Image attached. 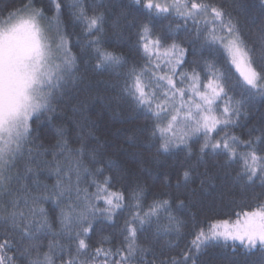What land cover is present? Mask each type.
<instances>
[{"label":"snow or ice","instance_id":"snow-or-ice-1","mask_svg":"<svg viewBox=\"0 0 264 264\" xmlns=\"http://www.w3.org/2000/svg\"><path fill=\"white\" fill-rule=\"evenodd\" d=\"M37 3L0 0V264H207V249L230 241L226 264H264V118L247 138L228 131L264 103V0L258 16L243 0H134L142 6L134 10L123 0H49L47 10ZM65 15L81 25L76 43L93 70L115 77L108 101L130 103L150 121L138 131L156 142L157 156L186 150L195 158L182 165L177 188L209 156L223 158L213 159L218 167L240 164L233 183L241 199L230 201L226 218L198 222L192 213L189 225L173 211L171 193L145 205L149 193L138 181L127 195L114 191L123 170L100 145L90 146L96 137L87 117L71 130L57 127L51 143L40 141L34 121L45 113L55 119L56 106L75 98L85 80ZM124 28L135 29L133 58L118 50L127 43ZM217 53L239 77L217 66ZM257 181L261 191L250 192ZM187 206L176 198L178 210ZM238 247L259 256L238 261Z\"/></svg>","mask_w":264,"mask_h":264},{"label":"trees","instance_id":"trees-1","mask_svg":"<svg viewBox=\"0 0 264 264\" xmlns=\"http://www.w3.org/2000/svg\"><path fill=\"white\" fill-rule=\"evenodd\" d=\"M16 2L18 3L19 0H16ZM123 2L131 5L133 10L137 7H142L135 5L134 0H123ZM243 2H250L253 5L252 14L255 16L259 15L260 0H243ZM14 6V4H9V7ZM37 6H43L47 10L50 8L49 0H38ZM0 7H3V5H0ZM113 11H119V9L116 8ZM47 14L49 16L52 15L50 11ZM239 18L242 26L247 28L245 18L243 16ZM63 19L67 25V31L72 43L71 50L78 57L79 71L85 76V80L78 85L79 94L75 98L65 96L64 100L56 106L55 119L49 121L47 117L52 114L45 113L38 120L34 121L33 127L37 129L36 134L39 135L40 141H43L45 144L51 143L57 127L64 126L71 130L74 128L72 121H80L83 117H87L88 122H90L89 128L94 132L96 137V139L89 140L90 146L95 147L100 145L103 151L115 159L123 170L125 180L123 182H114V191L125 190V194L127 195V190H130L138 181L147 188L149 193L144 201L145 205L154 198V194L156 193H171L173 197V211L176 215L188 221L189 225L191 224L192 213L196 214L198 222L205 219L216 220L226 218L224 214L231 209L230 201L232 199H241L240 189L233 183V178L236 172L239 171L240 164L237 162L229 166L218 167L213 164V159L222 161L223 158L209 156L206 158L207 164H200L197 167L196 172H194L187 185L185 186L182 182L181 187L177 188L176 182L180 179L179 173L183 171L182 165L191 163L195 158L193 157L192 160L187 159L186 150H173L172 152L157 156L156 142L151 141L146 133L138 131V129L150 121L130 103L121 102L117 105L114 101H108V97L116 95L112 90V82L115 80V77L107 71L97 72L93 70L92 64L94 60H91L88 56L81 55L80 47L76 43L78 36L81 40L84 39L81 36V25L73 24L67 15ZM167 22V20L163 21L165 24ZM173 23H181V21L174 20ZM108 31L109 36H111V29H108ZM112 38L114 39L115 37ZM123 38L127 43L118 50L133 58L136 40L135 29L124 28ZM184 46L190 48L189 45ZM224 55L226 54L217 53V66L226 71L233 79H236L239 77V74L234 66L229 67L225 64ZM135 58H140L138 53L135 55ZM192 58L189 51L188 60L191 61ZM184 67L187 69L189 65L186 64ZM79 101H84L83 108L74 113L71 110V105H77L79 108ZM262 118H264V103L258 101L254 107L249 109L248 117L241 120V126L230 128L228 131L242 136V138H247V129L253 125H259ZM133 135H135V139L129 140L128 137ZM74 136L75 132H70L72 146H76ZM199 142L197 141L192 144L194 151L198 149ZM205 167L209 171L208 177L203 175ZM41 178L45 179V177ZM201 180L205 181L203 185L201 184ZM165 181L168 183L165 184ZM48 182L51 183L52 181L48 180ZM193 189L195 192L192 191ZM90 190L94 191V188ZM249 191L259 193L261 191L259 181ZM176 198L184 200L188 206L178 210L176 208ZM100 206L103 207L102 204ZM128 212L129 210L125 208L118 215V224L122 223ZM104 227L107 231H113L107 225H104ZM187 239H190V237H185V240ZM184 242V240L181 241V246H183ZM231 243L230 241L228 247H223L222 242L210 246L201 259L206 260L207 264H226L233 257ZM236 243L237 245L239 244L238 241ZM258 256L259 253L255 256L246 257L243 254V249L238 247L235 259L238 261L246 259L255 261Z\"/></svg>","mask_w":264,"mask_h":264},{"label":"rangeland","instance_id":"rangeland-1","mask_svg":"<svg viewBox=\"0 0 264 264\" xmlns=\"http://www.w3.org/2000/svg\"><path fill=\"white\" fill-rule=\"evenodd\" d=\"M235 67V66H234ZM236 70V69H235ZM237 71V70H236ZM238 73V72H237ZM239 74V73H238Z\"/></svg>","mask_w":264,"mask_h":264}]
</instances>
